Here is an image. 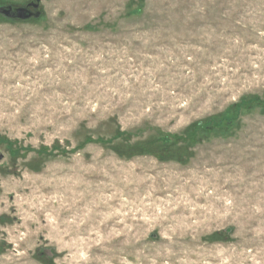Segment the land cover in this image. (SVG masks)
<instances>
[{
	"label": "rangeland",
	"instance_id": "rangeland-1",
	"mask_svg": "<svg viewBox=\"0 0 264 264\" xmlns=\"http://www.w3.org/2000/svg\"><path fill=\"white\" fill-rule=\"evenodd\" d=\"M37 10L0 13V264H264V0Z\"/></svg>",
	"mask_w": 264,
	"mask_h": 264
},
{
	"label": "water",
	"instance_id": "water-1",
	"mask_svg": "<svg viewBox=\"0 0 264 264\" xmlns=\"http://www.w3.org/2000/svg\"><path fill=\"white\" fill-rule=\"evenodd\" d=\"M39 2L40 0H30L22 6L0 7V13L10 19L27 20L30 18H38L41 14L40 10H37Z\"/></svg>",
	"mask_w": 264,
	"mask_h": 264
},
{
	"label": "trees",
	"instance_id": "trees-1",
	"mask_svg": "<svg viewBox=\"0 0 264 264\" xmlns=\"http://www.w3.org/2000/svg\"><path fill=\"white\" fill-rule=\"evenodd\" d=\"M210 123H211V119H210L206 124H204L202 121H198V122L196 123V129H199V128H201V127H204V128H206V129H212L213 126L210 125ZM220 124H221V120H220L219 122H217V123H214V125H216V126H218V125H220Z\"/></svg>",
	"mask_w": 264,
	"mask_h": 264
},
{
	"label": "flooded vegetation",
	"instance_id": "flooded-vegetation-1",
	"mask_svg": "<svg viewBox=\"0 0 264 264\" xmlns=\"http://www.w3.org/2000/svg\"><path fill=\"white\" fill-rule=\"evenodd\" d=\"M33 10V9H32Z\"/></svg>",
	"mask_w": 264,
	"mask_h": 264
}]
</instances>
